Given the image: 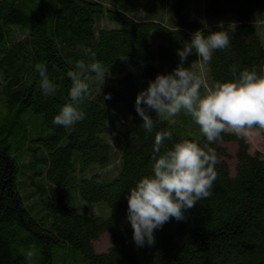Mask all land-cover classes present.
<instances>
[{
	"label": "trees",
	"instance_id": "trees-1",
	"mask_svg": "<svg viewBox=\"0 0 264 264\" xmlns=\"http://www.w3.org/2000/svg\"><path fill=\"white\" fill-rule=\"evenodd\" d=\"M189 1L0 0V264H264V154L218 113L205 124L208 102L198 140L157 117L183 87L205 100L233 88L223 115L264 139V0H202L208 19L234 14L214 26ZM138 47L140 78L121 68ZM118 103L122 130L106 123Z\"/></svg>",
	"mask_w": 264,
	"mask_h": 264
},
{
	"label": "rangeland",
	"instance_id": "rangeland-1",
	"mask_svg": "<svg viewBox=\"0 0 264 264\" xmlns=\"http://www.w3.org/2000/svg\"><path fill=\"white\" fill-rule=\"evenodd\" d=\"M189 2L191 4L189 5V12H187V15L190 18H195V19L199 17L202 23H204L206 26L230 24L233 22L232 18H234V14L232 13L220 15L218 18L208 19L204 16V12L202 8L203 5L202 0H190ZM139 14H145L149 17V19L151 18L157 19L159 17L157 14H151L146 12L131 13V15L134 17H138ZM141 17H145V16L141 15ZM227 17H231V18H227ZM162 18L167 19V13L165 10H163ZM259 19L260 20L257 21L258 24L257 27L261 28L259 31L264 40V14ZM114 25H115L114 23H111V26ZM162 41H164V37H162ZM212 45L213 42H211V46ZM154 47H156V45H154ZM203 49H206V47L204 46ZM141 60H142L141 48L138 47L137 54L135 56L125 57L123 59L124 67L121 68H126L128 70L131 69L132 70L131 72L136 76V78H140L143 71L142 70L143 63L141 62ZM129 65L133 67L131 68ZM183 67L185 69H187L188 67H192V68L196 67L195 70L200 71L199 75L203 77L204 90L208 91L212 88L211 80L208 75L207 68L205 66H203L202 69L201 65H197V63H192V64H186ZM188 74H190L189 71ZM192 74L195 75V73ZM234 101H235V97H234L233 88H230L227 91L220 92V94L217 97L210 93L207 96V99L205 100V97L201 93L199 92L192 93L189 91L188 88L183 87L178 95L168 94L161 100L162 108L157 113V117L169 120L174 128V131L180 137H190L194 140H198L199 138H201L203 133L204 128L201 125L203 120L202 114L207 105L206 103L208 102V109H207L208 118L205 124L212 122L213 114L218 113V115H220L224 119V124H223L224 129L226 130L234 129L237 132L243 134L246 141L249 144L250 152L258 151L264 154V139L261 137L257 129L245 125L244 123L238 120L233 122L225 118V116L223 115V112L220 109V105L221 104L229 105ZM120 111L121 112L123 111L122 113H124L128 117V122L125 125H124V121L120 119V114L118 113ZM130 119L131 116L127 114L125 107L121 103H118L113 109H109V108L106 109V123L113 129L122 130L126 128L129 125ZM224 145L226 146L227 151L229 153V156L227 158L228 165L230 167V170L233 171L236 162L235 160L236 144L234 142H226ZM94 166H98V165L93 164L88 169H91ZM113 170L114 168L112 166H108L102 168L100 171L106 174H111ZM77 171H79L78 167H77ZM115 174L116 172L114 173V175ZM101 175L105 177V179L111 178L103 174ZM65 196H66V200L72 206L76 207L79 210H82L87 206L86 208H88V212L90 215L100 213L97 214V216L107 217L109 214V207L105 202L87 203L77 195L75 189H68ZM93 245L96 251L107 250L110 246L109 233L104 232L100 234V236L94 241Z\"/></svg>",
	"mask_w": 264,
	"mask_h": 264
}]
</instances>
